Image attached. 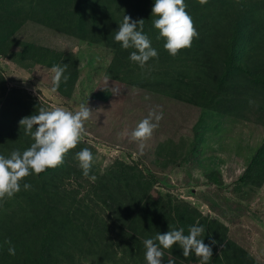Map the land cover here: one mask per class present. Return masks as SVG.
<instances>
[{"label":"trees","instance_id":"1","mask_svg":"<svg viewBox=\"0 0 264 264\" xmlns=\"http://www.w3.org/2000/svg\"><path fill=\"white\" fill-rule=\"evenodd\" d=\"M4 1L3 7L2 0H0V9L4 12V16L0 18V55L8 56L10 52L18 49L21 61L34 64L36 79L53 88L55 86L52 82L51 68L55 65L67 64L65 74L69 75L70 79L66 84L61 80L59 87L56 88L67 98L72 96L79 76V59L73 55L40 47L32 42L18 40L15 36L27 26L28 21L55 33L92 43H102L113 48L116 56L108 73L112 80L126 84L130 91L141 89L154 91V93L166 92L172 87L170 84L162 86V83L147 82V79L142 80L132 75L133 68L139 66L129 57L131 52L136 50L123 49L121 44L114 39L115 32L119 30V24L123 22L125 15L130 16L134 21L144 20L143 33L149 37L152 47L158 52V59L152 58L146 64L145 69L149 74L148 68L156 61L176 63L179 59L181 61L193 60L203 69L202 83L193 85L194 82L188 84L182 81L176 82L179 86L174 94L175 104H172L174 109L171 113L168 110L163 111V120L151 139L146 142L149 148V163L161 170H164L166 166L162 165L159 157L166 152L174 156L180 151L176 149V146L181 140L182 133L176 123L181 119L189 121L195 115L194 111H202V114L206 111L220 115L224 113L237 118L240 110H251L255 106H258L260 111H264V32L256 33L257 30L261 31L262 26L258 20H253L254 16L249 9L250 5L253 9L255 6L258 7L254 1L264 3V0H238V5L220 10L213 22L206 26L203 24L200 26L196 20L194 24L199 33L198 39H194L190 48L180 50L175 57L164 48L166 39L160 37L159 30L154 27L153 22L158 17L152 16V3H149V0H106L108 3L106 8L105 0L87 2L83 0H30L31 5L34 6L28 9H12L11 3L13 4L15 0ZM222 2L228 4L226 0ZM113 5L117 9L114 12L111 9ZM188 6H191V2ZM69 7L74 9V13L69 12ZM86 11L91 16L90 29L85 23ZM98 35H105V38L98 39ZM140 71L143 73L139 68L138 72ZM186 78L190 77L187 75ZM185 84L189 90L185 88ZM113 94L115 93L112 87L104 85L103 89H99L93 95L90 108L93 113L89 120L98 119L102 114L101 111L114 103ZM12 96L15 95L12 94ZM22 98L18 96L14 104L17 107L26 108L28 104L22 103ZM250 100L255 103L250 104ZM136 109L140 111V107ZM161 109L163 110L161 107L157 111ZM150 110L151 108L144 105L141 112L145 116L142 117L137 113L132 118L133 123L138 124L147 117ZM32 143L34 141L31 136L26 135L25 131L20 132L15 121L11 126H0V155L5 153V157H10L13 150L23 153ZM84 147V143L81 142L76 148L70 150L65 155L62 165L49 168L38 176L33 173L24 178L21 182V191L13 198L7 199L6 209L12 211L10 213L0 211L4 212V216L0 215L2 218L0 222V264H78L76 259L91 249V243L99 248L98 255L101 260L95 264H105V262L108 264L110 260L106 257L107 248L114 245L111 243L106 246L104 241L107 239L106 235L112 231L111 228L105 220L99 218L100 215L89 214L93 211L89 208L90 205L77 201L76 196H72V192L64 188L65 179L78 181L83 177V170L77 166L75 161L76 154ZM91 172L90 175H92ZM124 176L122 174L121 179ZM106 178L107 176H100V181L97 183V185L100 184L99 187L93 186L94 193L99 197L92 199V202L94 204L99 202L120 215V225L116 224L115 229L119 231L122 239H128L137 248L128 258H123L118 263L147 264L146 248L141 241L154 238L157 233L164 234L172 229L179 230V225L183 223L165 216L163 219H158L159 209L152 208L149 204H141L139 201L142 199L136 197L132 183L122 185L120 179V186L112 190L108 184L103 182ZM209 178L220 185L218 175L213 174ZM146 180L147 182L143 181L138 185L142 192L151 190L152 182L148 177ZM238 182L251 186L264 185V143L251 158ZM24 183L31 184L32 188L24 190ZM210 226H207L209 233H214L215 228L212 229ZM96 237L101 240L103 247L96 242ZM214 239L216 238H213L211 234H207V239H204L205 244L213 248V257L209 264H259L246 255L234 263L231 258H228L224 248L220 252L216 243L212 244ZM6 240H10L11 246L15 247V256L8 253L10 245L5 243ZM176 249L165 251L162 264H167L168 259H173L175 264H200L195 253L187 258L183 254L175 256Z\"/></svg>","mask_w":264,"mask_h":264},{"label":"rangeland","instance_id":"2","mask_svg":"<svg viewBox=\"0 0 264 264\" xmlns=\"http://www.w3.org/2000/svg\"><path fill=\"white\" fill-rule=\"evenodd\" d=\"M189 2L191 6H188ZM224 2L208 0L206 4H201L199 0H185L186 11L194 22L198 20L200 26L212 23L220 10L238 5V0H226L228 4ZM2 3L4 7L5 1L2 0ZM149 3H152L153 9L155 0H149ZM254 4H258L255 9L249 6L254 16L252 18L254 21L258 20L262 26L261 31L257 30L256 33H263L264 3L254 1ZM31 6L34 5H31L30 0H15L11 3L12 9H28ZM106 6L108 3L105 0V8ZM112 7L113 12L117 10L114 5ZM69 12L74 13V9L69 7ZM2 16L4 12L0 9V18ZM90 17L86 11L85 23L88 29L91 27ZM15 37L20 41L32 42L40 47L77 57L80 71L72 96L67 98L57 89L53 90L50 85L36 79L34 64L21 61L18 49L10 52L8 56L0 55V98L4 95L0 99V126H11L15 121L20 132H23L25 130L21 128L19 121L26 116L38 114L40 107L50 109L61 106L75 111L81 103L87 102L91 108L93 95L103 89L104 85L111 86L112 91L114 88L119 89L118 94H113L114 103L102 110L98 119L88 120L85 124L87 134L82 143L84 148L93 153L91 173L97 177L96 181L92 182L83 176L78 181L65 179L64 186L67 191L72 192V196H76L77 201L90 205L89 208L93 210L90 215H100L99 218L105 220L111 228L112 231L106 235L107 239L104 241L106 246L111 243L114 245L107 248L106 257L110 260L108 264H125L118 261L128 258L137 248L128 239H122L119 231L115 229L116 224L120 225V215L99 202H92V199L99 197L94 193L93 186L99 187V177L107 176L103 182L114 190L120 186L122 174L125 175L121 179L122 185L132 183L136 197L142 199L139 201L141 204H149L152 208L159 209L158 219L165 216L182 221L183 225L179 226L184 229L185 235L189 234V227L199 221L205 228L202 238L207 239V234H211L216 238L214 240L217 249L221 252L224 248L228 258L234 263L246 255L251 260L264 264V185L251 186L238 182L251 158L264 143V111H260L258 106L251 110H240L238 118L224 113L220 115L206 111L202 114V111H194L195 115L190 119L192 121L181 119L176 123L182 133L176 146L180 151L174 156L167 152L162 154L159 158L166 167L161 170L149 163L148 146L141 153L137 141L130 136H121L120 133L125 129L129 133L135 129L137 124L133 123L132 118L137 113L140 116L144 114L141 112L144 105L151 109L162 107L164 112L168 110L171 113L174 109L172 104H175L174 94L179 86L177 81L187 84L194 82L193 85L203 82V69L198 64L193 60L181 59L176 63L156 61L148 68L150 74L145 69L147 65L144 68L135 66L133 76L147 79L151 83H162V86L170 84L172 89L155 93L141 89L130 91L126 84L110 78L108 69L116 51L105 44L55 33L30 21ZM100 38H105V35H98V39ZM139 68L143 73L138 72ZM187 75L190 78H186ZM184 86L189 90L186 84ZM18 96L23 97L22 103H27L29 108L14 104ZM145 97L150 99L146 100ZM139 107L140 111L136 109ZM75 162L80 168L79 161L76 159ZM213 174L218 175L220 185L210 180L209 177ZM146 177L152 182L151 190L142 192L138 185L140 182H147ZM7 199L0 200V211L10 213L12 210L6 209ZM0 215L4 216V212ZM1 220L2 218L0 222ZM209 225L212 229L215 228L214 233H209ZM96 242L103 247L98 237ZM90 245L91 249L76 259L78 264H95L101 260L98 255L99 248L96 244ZM176 245L170 251L177 248L175 256H180L183 250L179 244ZM168 250L162 249L164 254Z\"/></svg>","mask_w":264,"mask_h":264},{"label":"clouds","instance_id":"3","mask_svg":"<svg viewBox=\"0 0 264 264\" xmlns=\"http://www.w3.org/2000/svg\"><path fill=\"white\" fill-rule=\"evenodd\" d=\"M201 4H206L208 0H199ZM185 0H155L152 9V16L158 17L154 20V27L159 30L160 37L166 39L164 48L173 57L179 54L180 50L190 48L194 39H198L199 33L194 21L186 11ZM144 20H132L125 15L123 22L119 24V30L115 32L114 39L120 43L123 49L133 48L129 59L144 68L152 58L158 59V52L152 47L151 40L143 33ZM139 28V30H138ZM68 65H55L51 68L53 73L52 82L59 87L61 80L66 84L70 79L66 75ZM114 93L119 89L114 88ZM145 99H150L145 97ZM254 104V101H249ZM159 108V106H157ZM93 111L88 107L87 102L81 103L77 110H69L61 106H54L50 109L40 107L38 114L26 116L19 121L21 128L26 135H30L34 140L23 153L13 150L10 157L0 155V200L13 198L21 191V182L24 178L32 175L37 176L49 168H56L64 163L65 155L76 148L85 137L86 122L91 118ZM164 118L163 110L151 109L144 119H142L130 133L125 129L121 136H130L132 140L138 142V147L143 153L146 142L151 139L154 131L159 127ZM35 128V131L33 129ZM79 166L83 170V176L92 182L97 177L90 175L94 156L90 149L84 148L76 154ZM24 190H30L31 184L24 183ZM171 228V226H170ZM205 228L197 221L196 225L189 227V234H184V229L170 230L167 233H157L154 238L145 239L143 244L146 248L145 259L147 264H162L164 258L163 249H171L173 245L179 244L183 250V256L189 257L195 253L200 264H209L213 257V248L206 245L203 235ZM158 241V243H157ZM10 245L8 253L16 255V249L11 246V241L6 240ZM216 241L212 240V244ZM167 264H175L173 259H168Z\"/></svg>","mask_w":264,"mask_h":264}]
</instances>
